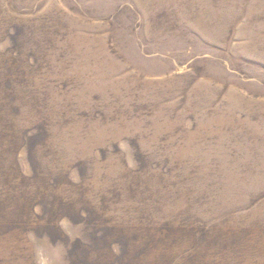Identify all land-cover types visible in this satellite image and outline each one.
Here are the masks:
<instances>
[{"label":"rangeland","instance_id":"1","mask_svg":"<svg viewBox=\"0 0 264 264\" xmlns=\"http://www.w3.org/2000/svg\"><path fill=\"white\" fill-rule=\"evenodd\" d=\"M33 232L62 264H264V0H0V264Z\"/></svg>","mask_w":264,"mask_h":264},{"label":"clouds","instance_id":"2","mask_svg":"<svg viewBox=\"0 0 264 264\" xmlns=\"http://www.w3.org/2000/svg\"><path fill=\"white\" fill-rule=\"evenodd\" d=\"M120 147L124 149L126 145L121 143ZM129 166H133L131 159H129ZM59 226L65 234L72 236L67 218L60 220ZM29 239L34 249V264H62L63 248L61 246L52 247L46 237L39 236L35 232L30 234Z\"/></svg>","mask_w":264,"mask_h":264}]
</instances>
